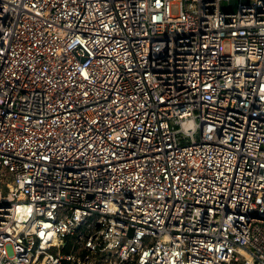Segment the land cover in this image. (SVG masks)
Here are the masks:
<instances>
[{
	"label": "built area",
	"instance_id": "1",
	"mask_svg": "<svg viewBox=\"0 0 264 264\" xmlns=\"http://www.w3.org/2000/svg\"><path fill=\"white\" fill-rule=\"evenodd\" d=\"M233 1L0 0V264H264V0Z\"/></svg>",
	"mask_w": 264,
	"mask_h": 264
},
{
	"label": "bare ground",
	"instance_id": "2",
	"mask_svg": "<svg viewBox=\"0 0 264 264\" xmlns=\"http://www.w3.org/2000/svg\"><path fill=\"white\" fill-rule=\"evenodd\" d=\"M9 178H10L9 175L7 174L6 178L5 179H2L1 181H8ZM4 186H5V189L7 190V192H9V194L8 193L6 194V196L8 198L12 199V198H14V197L17 196L16 195L17 192L14 191V189L10 187L11 185L9 183H5Z\"/></svg>",
	"mask_w": 264,
	"mask_h": 264
},
{
	"label": "rangeland",
	"instance_id": "3",
	"mask_svg": "<svg viewBox=\"0 0 264 264\" xmlns=\"http://www.w3.org/2000/svg\"><path fill=\"white\" fill-rule=\"evenodd\" d=\"M232 10H234V7L231 8ZM175 8L174 6H172V12H174Z\"/></svg>",
	"mask_w": 264,
	"mask_h": 264
},
{
	"label": "water",
	"instance_id": "4",
	"mask_svg": "<svg viewBox=\"0 0 264 264\" xmlns=\"http://www.w3.org/2000/svg\"><path fill=\"white\" fill-rule=\"evenodd\" d=\"M231 3H234V1L233 0H231ZM130 234H131V230H130V232H129Z\"/></svg>",
	"mask_w": 264,
	"mask_h": 264
}]
</instances>
